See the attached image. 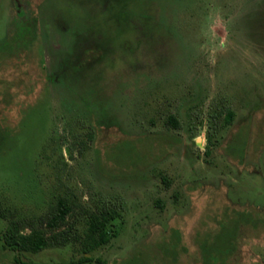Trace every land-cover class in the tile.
<instances>
[{"label": "rangeland", "instance_id": "rangeland-1", "mask_svg": "<svg viewBox=\"0 0 264 264\" xmlns=\"http://www.w3.org/2000/svg\"><path fill=\"white\" fill-rule=\"evenodd\" d=\"M0 207L30 264H264V0H0Z\"/></svg>", "mask_w": 264, "mask_h": 264}, {"label": "trees", "instance_id": "trees-1", "mask_svg": "<svg viewBox=\"0 0 264 264\" xmlns=\"http://www.w3.org/2000/svg\"><path fill=\"white\" fill-rule=\"evenodd\" d=\"M5 44H8L5 42ZM234 111L228 108L227 114L225 116V125H229L234 120ZM167 122L174 128H179L181 122L178 117L174 114H170L167 117ZM214 126L218 127L217 124ZM90 138L93 140L95 137V132L93 130L89 132ZM209 143L207 145L208 153H210L211 145L213 144L211 134H208ZM164 180H167L164 176ZM72 211V206L67 200L63 198L59 199L58 208L53 211V217L49 222L50 228L58 227L60 224L66 221V216ZM122 215L118 208L112 204H104L98 206L95 211H93L88 218L87 235L89 241L86 243L85 252L80 259V262L92 261L93 257L87 255L91 253L103 244L108 243L113 236L117 234V230L113 228V225L118 219H121ZM0 218L7 222L6 229L3 231L1 238L3 241V246L16 253L15 261L17 264H30L22 261L20 259V254L25 252L38 253L44 250L51 244V238L47 235V231L39 227H31L29 232H24L22 229L24 225H18L15 221H10L7 218L6 212L0 207ZM229 224H225L228 227ZM237 227V226H236ZM235 227V228H236ZM226 233H219V235L213 240L211 246H216L217 243L220 244V238H225ZM226 240V239H225ZM229 241V240H228ZM232 243V242H230ZM208 246V245H205ZM46 264H78L77 261H59Z\"/></svg>", "mask_w": 264, "mask_h": 264}]
</instances>
